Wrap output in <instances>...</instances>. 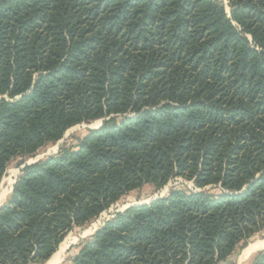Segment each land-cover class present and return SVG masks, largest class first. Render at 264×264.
Listing matches in <instances>:
<instances>
[{
  "label": "trees",
  "instance_id": "1",
  "mask_svg": "<svg viewBox=\"0 0 264 264\" xmlns=\"http://www.w3.org/2000/svg\"><path fill=\"white\" fill-rule=\"evenodd\" d=\"M0 0V264H43L119 202L72 264H221L264 233V0ZM254 264H264V252Z\"/></svg>",
  "mask_w": 264,
  "mask_h": 264
},
{
  "label": "rangeland",
  "instance_id": "2",
  "mask_svg": "<svg viewBox=\"0 0 264 264\" xmlns=\"http://www.w3.org/2000/svg\"><path fill=\"white\" fill-rule=\"evenodd\" d=\"M221 1L224 2L226 11L230 14L228 0ZM103 122L102 120H98L90 124L75 126L66 132L62 140L41 148L35 156L15 158L9 164L5 175L0 181V208L8 203L21 170L26 165L37 163L50 156H57L61 147L76 144L78 138H83L89 130L100 128ZM193 189L194 184L183 178H174L162 188H157L153 184L144 185L142 188L122 197L119 202L101 214L97 219L86 224L84 227L76 228L65 238L54 255L58 254L60 259L59 264H72V258L78 254L81 245L89 240L103 226L104 222L111 220L115 214L125 212L131 207L149 204L154 200L168 196L172 191L189 192ZM262 244H264V233L258 234L249 240L248 243L240 247L227 261L221 264H254L255 258L264 252ZM252 247L256 248L251 250ZM46 263L48 262L43 264Z\"/></svg>",
  "mask_w": 264,
  "mask_h": 264
},
{
  "label": "bare ground",
  "instance_id": "3",
  "mask_svg": "<svg viewBox=\"0 0 264 264\" xmlns=\"http://www.w3.org/2000/svg\"><path fill=\"white\" fill-rule=\"evenodd\" d=\"M264 246V244H262V247ZM256 247H252L251 248V250L252 249H255ZM260 249V248H259ZM63 250V249H62ZM250 251V250H249ZM63 252V251H62ZM62 252H60V253H62ZM60 255H62V254H60ZM246 255H247V253H246ZM249 258V257H248ZM60 263V259H59V256H58V254H56V255H54L49 261H48V263L47 264H59Z\"/></svg>",
  "mask_w": 264,
  "mask_h": 264
},
{
  "label": "crops",
  "instance_id": "4",
  "mask_svg": "<svg viewBox=\"0 0 264 264\" xmlns=\"http://www.w3.org/2000/svg\"><path fill=\"white\" fill-rule=\"evenodd\" d=\"M47 264V263H46Z\"/></svg>",
  "mask_w": 264,
  "mask_h": 264
},
{
  "label": "water",
  "instance_id": "5",
  "mask_svg": "<svg viewBox=\"0 0 264 264\" xmlns=\"http://www.w3.org/2000/svg\"><path fill=\"white\" fill-rule=\"evenodd\" d=\"M103 121V120H102Z\"/></svg>",
  "mask_w": 264,
  "mask_h": 264
}]
</instances>
